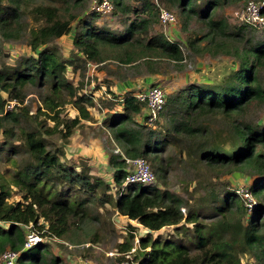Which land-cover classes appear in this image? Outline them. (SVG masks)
Segmentation results:
<instances>
[{
    "label": "trees",
    "instance_id": "trees-1",
    "mask_svg": "<svg viewBox=\"0 0 264 264\" xmlns=\"http://www.w3.org/2000/svg\"><path fill=\"white\" fill-rule=\"evenodd\" d=\"M107 1L115 9L128 12L125 0ZM236 1L242 0L205 2L199 16L207 20L211 34L227 41L231 39L225 23L212 15L219 5ZM163 3L164 9L171 13L181 8L186 12L185 18L196 14L194 0H163ZM22 6L32 7L41 25L30 32L27 40L33 56L23 59L17 66L3 64L0 67V134L5 136H12V129L4 127L5 121L16 122L25 114L21 107L22 90L29 84H40L49 90L50 96L45 98L44 104L53 113L48 117L55 125L46 134H53L61 126L63 129L58 133L61 132L65 141L82 121L92 119L88 109L93 105L92 96L79 94V89L66 78L68 62L47 47L62 36L72 34L78 54L96 64L106 61L129 67L139 64L150 75H156L161 64L184 61L180 45L168 41L163 33H153L149 17L137 18L121 34H115L74 15V4L69 0H0V60L7 55L3 49L5 42L21 38ZM144 7L146 11L155 8L148 0L144 1ZM73 23L80 27L73 31ZM199 42L190 34L185 46L209 55L213 41L210 39L201 48L197 47ZM213 48V57L217 56L215 53L233 55L239 61L238 68L216 88L190 84L169 95L164 108L173 105L171 112L174 113L168 120L165 135L153 137V132H143L145 125L135 122L145 105L132 92L122 97V103L117 101L118 110L111 109L107 127L123 150L122 154L108 156L114 170L112 183L93 178L88 167L77 170L72 163L62 160L63 152L49 150L37 130L22 131L25 141L22 153L26 158L19 163L13 162L12 173H0V222L4 224L0 226V254L6 249L21 251L26 240L25 227L29 225L48 239L85 240L77 238V232L82 231L86 222L97 218L91 215V207L111 203L120 216L148 230L146 236L138 239L142 251L135 248L141 255L139 261L133 258L138 264H243L244 258V264H264V122L251 124L244 118L250 107L264 105V84L259 75L264 69V42H256L241 53L230 52V45L225 42H214ZM64 92L77 112L73 119L60 118ZM2 93L7 95L6 99ZM13 100L17 105L6 112V103ZM206 117L221 118L225 130L212 133L207 127L199 126V121ZM180 143L195 146V151H191L211 170L214 180V183L200 185L202 192L189 201L192 205L164 183V189L128 184L121 190L127 174L124 157L145 159L153 165L155 173L161 172L162 179L172 162L170 159L163 161L161 153L167 146ZM10 151L12 154L19 152L15 147H10ZM224 170L230 173L250 171L262 178L248 189L258 199L252 209L246 207L235 190L226 185L218 186V176ZM11 187L16 189L21 201H8ZM181 206H186L185 214ZM165 227H172L175 236L152 238V233ZM131 235V242L126 240L118 246L117 262L123 261V255L133 249ZM96 238L97 234L93 235L92 242ZM19 264H60V260L43 242L22 252Z\"/></svg>",
    "mask_w": 264,
    "mask_h": 264
},
{
    "label": "rangeland",
    "instance_id": "rangeland-1",
    "mask_svg": "<svg viewBox=\"0 0 264 264\" xmlns=\"http://www.w3.org/2000/svg\"><path fill=\"white\" fill-rule=\"evenodd\" d=\"M69 1L74 4L72 11L74 15L80 16L81 19L90 21L91 24L102 29H107L109 32L115 34H121L137 18L149 17L153 33L165 34V29L167 28H164L158 19V8H164L163 0H148V3L155 6L154 9L149 11H146V7H144V1L146 0H125L124 6L128 8L127 13L121 12L114 7H112L110 12L98 11L96 8L98 6L97 0ZM194 1L196 14H190L189 18H185L186 12L183 13L181 8L173 12L177 19L174 31L178 33L181 40L175 38L172 32L171 38L173 39L172 41H175V43H178L183 48L185 61L180 64L167 62L158 66L156 75L159 77V81H154L151 86H148L149 81L150 79H156V75H150L142 65L137 64L129 67L113 61H106L101 64L86 61L73 46L72 34L62 36L47 45L61 59L63 58L68 62L66 70L68 82L79 89V94L91 95L93 99V105L88 108L92 119L82 121L74 129L70 138L72 136L75 137L78 133L81 138L76 137V142L85 144L87 150L92 147L90 142H93L92 154L96 153V145H99L101 148V156L103 154L106 156L116 155L117 153L122 154L123 150L115 142L107 127L110 113L113 111L111 109H115L118 106L117 99L120 88L125 86L130 91L136 93L145 86L148 88L159 86L164 90L166 98L190 84L210 85L216 88L230 78L233 71L238 68L239 61L233 55L227 56L221 53H215L217 56L213 57L214 42H225L230 45V52L233 53L235 51L241 53L245 49H249L256 42H264V29L259 30L248 26L242 19L245 5L250 0L221 4L215 9L212 17L217 21L225 23L227 33L231 36V39L228 41L221 36L211 34L207 20L200 18L199 15L203 12L207 0ZM38 3L44 4L45 1H39ZM20 14L23 28L21 38L19 41L5 42L3 49L5 55L6 53L7 55L0 60V67L3 64L6 67H14L19 65L23 59L33 56L27 40L30 32L40 27L41 22L38 20L37 15L32 12V7L30 6H22ZM77 27H80V25L77 23L72 24L73 31ZM168 33L170 34L169 30L167 31ZM190 34H194L195 38L200 40L199 46H197L199 48L210 41V39L213 41L208 49L210 56L199 55L194 50L186 48L185 42ZM259 75L261 82L264 84V69L260 70ZM1 96L5 99L7 98V95L4 93ZM22 96L23 104L21 107L25 110L24 116H19L16 122L5 121L4 127L12 129V136L0 134V173H12L14 171L13 162L19 163V160L26 158V154L22 153V150L25 148L22 131L37 130L45 139L47 148L51 151H55V149L61 150L63 152L62 160L69 162L65 158L63 147L69 144L70 138L64 141L61 138V132L58 133L63 128L60 126L59 130H56L53 134H46L48 129H52L55 125V122L48 117V115L53 116V113L44 104L45 98L50 96L49 90L40 84H29L23 88ZM61 99L65 103L60 108V118L69 120L76 117L77 112L70 104V98L66 92L61 95ZM171 107L173 105L164 108L163 112L156 117L153 125L146 126L143 132L147 133L151 131V133L153 132V137L165 135L168 120L174 113V111L171 112ZM143 110L145 113L144 108ZM244 118L251 124L263 123L264 105L250 107L245 113ZM223 123L224 121L219 117H206L199 121V126L207 127L212 133L213 131L220 133L225 130ZM10 147H15L19 151L18 154H12ZM191 150L195 151V146L191 143L167 146L166 151L162 152V156L160 157L163 161L170 159L172 164L162 179H160L161 172L155 173L153 165L148 162L155 173L152 172L156 178V186L159 189H164L165 187L162 186L164 183L166 188L181 196L188 203L202 192L200 185L204 186L214 183L211 170L200 162L198 154L193 153ZM86 151L83 150L82 155L86 154ZM180 151H183L182 154H180ZM80 157L81 160H77V163L71 159L74 164L78 165L77 169L90 168L92 158ZM105 165L102 163L97 164L95 167L92 165L93 170L90 173V169L89 175L91 174L90 176L93 178H99L107 182L111 181L112 183L114 170L110 166L107 157ZM261 180L262 178L254 176L250 171L230 173L224 170L218 176L217 184L218 186L226 185L231 190L241 191L250 189L255 181ZM251 197L253 202L257 204L258 199L253 195ZM8 201L10 203L21 201L20 195L12 187L11 197ZM189 205L192 204L189 203ZM91 208L93 209L91 215L97 216V218L86 222L88 224L83 226L82 231L77 232L79 235L77 238L81 239L82 237L85 240H54L45 238L44 241L47 243L49 251L53 256L58 257L60 264H114L117 262V258L120 257L118 246L126 240L132 241L130 233L133 237V248H137V251H142L139 249V243H136V239H139V224H126V222L120 220L111 203H106L104 206L96 208L92 206ZM181 208L180 210L185 214L187 212L186 206H181ZM0 226L4 225L1 223ZM95 234H97V238L92 242L91 238ZM151 236L152 238L174 237L175 231L171 227H165L159 232L152 233ZM136 250L131 254V257L139 261L141 255ZM242 262L243 264L246 263V259L244 258Z\"/></svg>",
    "mask_w": 264,
    "mask_h": 264
},
{
    "label": "built area",
    "instance_id": "built-area-1",
    "mask_svg": "<svg viewBox=\"0 0 264 264\" xmlns=\"http://www.w3.org/2000/svg\"><path fill=\"white\" fill-rule=\"evenodd\" d=\"M97 10L110 12L112 6L109 1L102 0L100 3H97ZM158 18L160 24L166 28L169 25H174L177 22L175 15L163 7L158 8ZM242 19L246 25L252 26L256 29H264V0L254 1L250 0L246 3L244 11L242 13ZM180 50L183 52V48L179 46ZM185 61V60H184ZM137 98L140 102L144 103L145 113L141 117L140 123L145 126H152L155 122L156 117L163 111L166 104V95L163 89L159 86H152L148 88L144 93L137 95ZM17 103L13 101H8L5 105V111L10 112L14 109ZM126 164L127 174L125 177L124 184L121 190L124 189V186L128 184H141L149 187L156 186V178L152 173L149 164L143 158H126L124 157ZM240 197H242L245 205L248 209H252L254 202L252 195L248 190H236L235 191ZM180 209H182L180 207ZM26 230V240L23 244L22 250L17 252L10 249L4 250L0 254V264H19V257L22 252L35 247L37 244L45 243V237L42 235V232H38L32 228L31 225L25 227ZM56 240V238H52ZM136 243L138 240L136 239ZM135 252V248L131 249L130 252L123 255L124 260L116 262L114 264H138L131 257V254Z\"/></svg>",
    "mask_w": 264,
    "mask_h": 264
},
{
    "label": "crops",
    "instance_id": "crops-1",
    "mask_svg": "<svg viewBox=\"0 0 264 264\" xmlns=\"http://www.w3.org/2000/svg\"><path fill=\"white\" fill-rule=\"evenodd\" d=\"M174 26H175V24L174 25H169L166 29H165V36H166V38H167V40L168 41H170V42H175V41H172L173 39L171 38V32L173 33V36L175 37V38H177L178 40H181V38L179 37V35H178V33H176V31H174ZM169 30V32H170V34L168 33L167 34V31ZM171 30V31H170ZM199 55H207V54H199ZM215 62V61H214ZM189 77H190V74H189ZM155 78L156 79H150V81H149V85L148 86H151V84L155 81V82H158L159 80H158V76L156 75L155 76ZM184 79H186L185 77H184ZM196 79H197V77H196ZM148 84V83H147ZM146 88H148V87H143L139 92H132V91H130V89L129 88H126L125 86H123L122 88H120L119 89V93H118V95L120 96V97H118V98H120V99H117V101L119 100V102H121L122 103V100H123V96H125L126 94H128L129 92H127V91H130V92H132L135 96H137V95H140L141 93H144L147 89ZM117 108H119L118 106L116 107V110H118ZM144 111V110H143ZM142 111V114L139 116V117H137V119L135 120V122L136 123H140V120H141V117L144 115V112ZM113 112V111H112ZM111 112V113H112ZM77 133V132H76ZM75 133V134H76ZM74 134V135H75ZM111 134V133H110ZM76 137H78V138H81V136L77 133V135L74 137V136H72V138H70L69 139V144L67 145V146H64L63 147V149H64V152H65V158L67 159V160H69V163H72L75 167H76V169L78 168V165L77 164H74L72 161H71V159H73L74 160V162H76L77 163V160H81L80 158V156H84V157H82V158H92V163H91V166H90V168L88 167V169H89V171H90V169H91V171H90V173H92V170H93V167H92V165H94V167L95 166H97V164H99V163H102L104 166H106L105 165V163H106V157H107V160H108V156H106L105 154H103L102 156H101V154H100V150H101V148H100V146L99 145H96V148H95V150H96V153L94 154H92V147H93V142H90L91 143V146L92 147H90L89 148V150H87V148H86V146H85V144H83V143H79V142H76ZM90 140H92V139H90ZM87 144V143H86ZM87 146H88V144H87ZM89 147V146H88ZM83 150H87L86 151V154H84V155H82V152H83ZM101 156V157H100ZM108 162V161H107ZM77 170H80V169H77ZM91 175V174H90ZM105 182H107V181H105ZM111 182V181H110ZM115 195V194H114ZM116 211V210H115ZM118 214V213H117ZM118 216H119V219L120 220H123L124 222H126V224L127 223H136V224H138L137 222H135V221H132V220H129V219H127L126 217H123V216H120L119 214H118ZM0 224H1V222H0ZM3 224V223H2ZM4 225V224H3ZM121 228H123L122 226H120ZM140 227V231H139V235H138V237H139V239L141 238V237H144V236H146L147 234H148V230H146V229H144L143 227H141V226H139ZM172 228V227H171ZM173 229V228H172ZM138 240V239H137Z\"/></svg>",
    "mask_w": 264,
    "mask_h": 264
}]
</instances>
